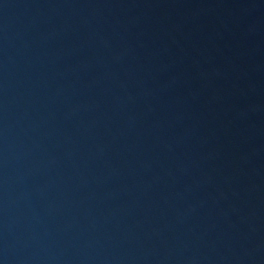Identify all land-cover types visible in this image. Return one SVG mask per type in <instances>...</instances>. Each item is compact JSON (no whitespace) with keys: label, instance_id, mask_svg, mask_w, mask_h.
Instances as JSON below:
<instances>
[{"label":"water","instance_id":"95a60500","mask_svg":"<svg viewBox=\"0 0 264 264\" xmlns=\"http://www.w3.org/2000/svg\"><path fill=\"white\" fill-rule=\"evenodd\" d=\"M0 264H264V116L158 0H0Z\"/></svg>","mask_w":264,"mask_h":264}]
</instances>
